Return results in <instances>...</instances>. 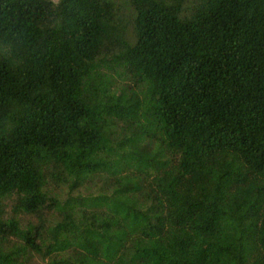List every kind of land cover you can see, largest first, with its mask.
I'll use <instances>...</instances> for the list:
<instances>
[{
    "label": "trees",
    "instance_id": "16d2710c",
    "mask_svg": "<svg viewBox=\"0 0 264 264\" xmlns=\"http://www.w3.org/2000/svg\"><path fill=\"white\" fill-rule=\"evenodd\" d=\"M0 264H264V0H0Z\"/></svg>",
    "mask_w": 264,
    "mask_h": 264
},
{
    "label": "rangeland",
    "instance_id": "374dc122",
    "mask_svg": "<svg viewBox=\"0 0 264 264\" xmlns=\"http://www.w3.org/2000/svg\"><path fill=\"white\" fill-rule=\"evenodd\" d=\"M53 3H57L59 0H51ZM122 1V0H119Z\"/></svg>",
    "mask_w": 264,
    "mask_h": 264
}]
</instances>
